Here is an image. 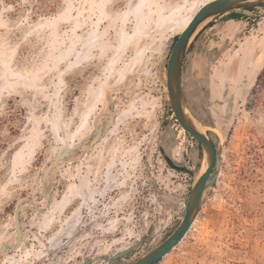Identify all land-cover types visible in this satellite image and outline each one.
Instances as JSON below:
<instances>
[{
	"label": "rangeland",
	"instance_id": "rangeland-1",
	"mask_svg": "<svg viewBox=\"0 0 264 264\" xmlns=\"http://www.w3.org/2000/svg\"><path fill=\"white\" fill-rule=\"evenodd\" d=\"M207 1L0 0V245L26 206L0 264H106L151 229L112 263L131 264L176 228L203 154L174 118L165 69ZM242 14L203 23L186 53L184 94L221 168L157 264H264V8Z\"/></svg>",
	"mask_w": 264,
	"mask_h": 264
},
{
	"label": "water",
	"instance_id": "water-1",
	"mask_svg": "<svg viewBox=\"0 0 264 264\" xmlns=\"http://www.w3.org/2000/svg\"><path fill=\"white\" fill-rule=\"evenodd\" d=\"M248 8H264V0L207 1L195 11L187 25L177 35L171 47L165 69V86L169 105L174 118L180 127L200 144L203 154L204 170L201 174H198L197 178L189 188L182 218L176 228L131 264H157L167 253H169L191 228L204 201L203 195L205 190L213 186L216 182L221 168L222 146L216 145L205 131H202L195 126L194 122L197 121L193 118L187 105L182 86V66L188 47L203 23L227 12L234 11L243 13L248 11ZM104 132V122L102 121L98 125L95 134L89 139L88 145L93 146L96 144L103 137ZM85 139L86 138H82L70 147L63 149L61 152L53 156L52 160L55 162L68 160L70 154L77 149ZM52 190L53 186H51L48 191H45L48 205H50L53 200L51 196ZM30 201H32V199H30ZM25 207L26 206L16 208L14 211V229L16 233L15 243L12 246L6 244L0 245V252L13 251L20 246L23 235L20 222V211ZM33 209L42 211V209L38 207H33ZM150 233L151 229H148L135 243L113 253L111 256H104V258L107 259L106 264H112L113 261L118 258L128 255L131 250L140 245L144 238ZM90 261L91 259H87L82 264H89Z\"/></svg>",
	"mask_w": 264,
	"mask_h": 264
},
{
	"label": "trees",
	"instance_id": "trees-1",
	"mask_svg": "<svg viewBox=\"0 0 264 264\" xmlns=\"http://www.w3.org/2000/svg\"><path fill=\"white\" fill-rule=\"evenodd\" d=\"M247 10H253V8H248ZM224 14H225V13H224ZM226 14L228 15V17H229L230 19H238L239 17L244 16L242 13H238V12H234V11L227 12ZM201 32H202V30L199 31V32L195 35V37H194L193 41L190 43V45H189L187 51H190L191 49L194 48L195 44H196L197 41L199 40V37H200ZM185 99H186L187 105H188V107H189V109H190V106H189V104H188V101H187L186 96H185ZM165 159L167 160L168 163H170V165H171L172 167H176V166H174V165H175L174 162H172V160H170L167 156H165ZM181 169H183V168H181Z\"/></svg>",
	"mask_w": 264,
	"mask_h": 264
},
{
	"label": "bare ground",
	"instance_id": "bare-ground-1",
	"mask_svg": "<svg viewBox=\"0 0 264 264\" xmlns=\"http://www.w3.org/2000/svg\"><path fill=\"white\" fill-rule=\"evenodd\" d=\"M206 3V2H205ZM195 123V126L197 127V128H199L200 130H202V131H205L206 130V128L204 127V126H202L201 124H199V123H197V122H194ZM70 147V146H69ZM68 148V147H67ZM204 170V165H202V167H201V169H200V171H199V174H201V172Z\"/></svg>",
	"mask_w": 264,
	"mask_h": 264
},
{
	"label": "crops",
	"instance_id": "crops-1",
	"mask_svg": "<svg viewBox=\"0 0 264 264\" xmlns=\"http://www.w3.org/2000/svg\"><path fill=\"white\" fill-rule=\"evenodd\" d=\"M59 206V205H58Z\"/></svg>",
	"mask_w": 264,
	"mask_h": 264
}]
</instances>
